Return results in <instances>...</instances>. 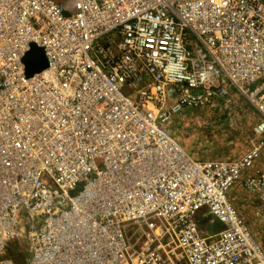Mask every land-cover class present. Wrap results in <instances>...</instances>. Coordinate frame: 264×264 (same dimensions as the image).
I'll use <instances>...</instances> for the list:
<instances>
[{
	"label": "built area",
	"instance_id": "obj_1",
	"mask_svg": "<svg viewBox=\"0 0 264 264\" xmlns=\"http://www.w3.org/2000/svg\"><path fill=\"white\" fill-rule=\"evenodd\" d=\"M32 46L47 66L28 76ZM233 89L264 135V0H0V257L19 240L25 264H264L229 194L264 218V174L243 177L261 146L202 160L167 126Z\"/></svg>",
	"mask_w": 264,
	"mask_h": 264
},
{
	"label": "rangeland",
	"instance_id": "obj_2",
	"mask_svg": "<svg viewBox=\"0 0 264 264\" xmlns=\"http://www.w3.org/2000/svg\"><path fill=\"white\" fill-rule=\"evenodd\" d=\"M230 101L231 104L228 105L223 100H216L214 106L188 112L189 117H174L167 123L168 129L185 149L202 160L237 159L254 146H261L259 156L244 172L243 177L264 174V135L254 133V127L260 119L259 114L235 89L231 91ZM229 194L256 239L264 245V218L254 216L257 205L253 194L243 189L242 182L236 183ZM204 219L201 222L205 235L213 236L220 230V226H211ZM133 228L129 227L130 234ZM20 247L19 240L10 242L0 258H10L17 264H25L26 256L22 251L19 252Z\"/></svg>",
	"mask_w": 264,
	"mask_h": 264
},
{
	"label": "water",
	"instance_id": "obj_3",
	"mask_svg": "<svg viewBox=\"0 0 264 264\" xmlns=\"http://www.w3.org/2000/svg\"><path fill=\"white\" fill-rule=\"evenodd\" d=\"M35 50H39V53L36 54ZM26 66L28 76H31L46 68V57L43 51L41 49H37L36 46H32V51L27 55L26 58Z\"/></svg>",
	"mask_w": 264,
	"mask_h": 264
},
{
	"label": "crops",
	"instance_id": "obj_4",
	"mask_svg": "<svg viewBox=\"0 0 264 264\" xmlns=\"http://www.w3.org/2000/svg\"><path fill=\"white\" fill-rule=\"evenodd\" d=\"M216 160H218V159H216ZM225 160H227V159H225ZM228 160H229V159H228ZM230 197H231V196H230ZM231 199H232V198H231ZM232 201H233V199H232ZM204 218L208 220L209 225H211V226H220V230L222 229V224H220V223L217 222V221H213V222H212V221H210V219H208V217H201V218H200V221H202V219H204ZM205 219H204V220H205ZM201 230H202V224H201ZM220 230H219V231H220ZM219 231H218V232H219ZM202 232H203V230H202ZM218 232L214 233L213 236H214L215 234H217ZM203 234L205 235L204 232H203ZM207 236H210V235H207Z\"/></svg>",
	"mask_w": 264,
	"mask_h": 264
}]
</instances>
